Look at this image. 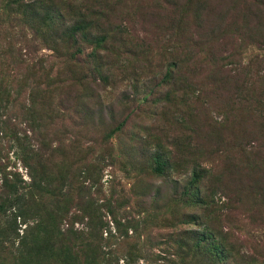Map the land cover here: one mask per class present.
<instances>
[{"label": "rangeland", "instance_id": "obj_1", "mask_svg": "<svg viewBox=\"0 0 264 264\" xmlns=\"http://www.w3.org/2000/svg\"><path fill=\"white\" fill-rule=\"evenodd\" d=\"M257 25L264 28V0H0V43L14 49L16 60L43 56L46 68L52 66L49 76L57 70L60 80L72 76L75 84L58 94L77 111L74 122L58 124L61 151L46 158L42 189L33 193L45 220L64 216V224L82 213L81 201L98 208L103 198L111 200L117 218L132 215L140 210L135 195L143 193L149 216L140 214L147 222L138 233L152 239L141 247L154 258L139 264H166L161 237L173 222L169 206L191 172L199 171L205 177L200 192L214 196L213 217L218 214L225 231L246 242L264 235V31L254 30ZM102 37L100 46L94 40ZM190 52L204 64L192 79L183 73L192 85L184 89L167 71ZM105 142L115 146L113 158L99 149ZM10 143L0 136L2 163H17L29 180L32 169L14 159ZM83 145H89L84 154ZM158 153L175 162L164 177L146 174ZM230 170L247 174L245 183H210L208 177ZM85 171L83 185L78 175ZM222 205L230 213L223 214ZM98 210L94 221L104 223L106 238L108 228L115 232L112 217ZM185 213L198 214L193 207ZM199 214L211 218L209 211ZM83 216L75 217V228H84ZM195 216L188 219L194 231L203 227Z\"/></svg>", "mask_w": 264, "mask_h": 264}, {"label": "trees", "instance_id": "obj_2", "mask_svg": "<svg viewBox=\"0 0 264 264\" xmlns=\"http://www.w3.org/2000/svg\"><path fill=\"white\" fill-rule=\"evenodd\" d=\"M87 28L81 31L84 32ZM71 30L72 28L67 32ZM254 30L263 32L264 28L257 25ZM180 34L178 30L176 37H180ZM187 37L184 35L182 41H186ZM94 41L101 46L105 38ZM195 48L192 45V51ZM55 49H58V46ZM52 53L56 57L55 52ZM194 53H199L198 49H195ZM187 56L188 59L184 61L176 59L167 71V78L170 81L175 80V84L182 83L184 89L192 85L188 84L183 73H190L192 79L198 76L196 74L201 72L204 64L195 61L192 52ZM51 57L53 58L52 54ZM183 63L188 65L186 68L189 71L183 70L180 73ZM47 65L43 56L16 60L14 49L9 44L0 43V136H6L12 141L10 148L14 159L23 168L32 169V172L27 173L29 180H24L16 168L17 163L13 166L4 165L0 157V264H139L141 259L154 258L152 251L143 252L146 248L141 247L147 242L150 245L152 239L148 241V235L142 238L138 233L139 228L145 227L147 222L145 219L140 221V214L149 216L148 210L142 208L143 199L146 198L143 193L135 195L138 201L135 206L140 210L120 218L115 216L111 200L101 198L103 203L100 207L104 208L106 216L111 215L115 230L112 234L108 228L106 238L103 237L107 230L104 223L94 221L100 214V207L94 208L93 202L86 204L81 201L82 213L73 215L74 217L64 224V216H55L56 219L46 218V221L43 210L38 212L39 208L43 209V205L36 204L33 193L42 189L44 161L61 151L58 124L65 119L74 122V113L77 112H73L68 105V97L63 100L58 95L62 88L72 87L73 77L70 76L64 83L59 79L60 73L57 70H52L49 76L52 66L47 69ZM52 65L57 67V62L54 60ZM67 68L72 74L74 65L68 63ZM16 70H20V74ZM65 110L71 112L67 111V115H64ZM88 146L83 145L79 153H86ZM99 149L105 151L107 159L113 158L111 151L115 146L112 143H102ZM163 156L159 153L152 156L147 175L164 177L170 169H176L175 162L168 161L169 158ZM84 174L78 175L82 178L83 185L88 179L86 171ZM246 176L247 174H244L242 177L237 170H230L226 176L208 178L215 188H221L222 182L230 185L245 183ZM204 179L203 173L192 171L183 190L177 191L175 198H172L169 208L173 222L168 234L161 237L167 256L162 260L166 264H264V235L246 242L225 231L218 214L213 217L211 205L214 203V196L200 192L199 185ZM85 188L88 192L91 189L88 186ZM70 193L71 196L74 195L72 188ZM126 203H129V200H124L122 205ZM150 203L155 207L157 197L151 199ZM127 207L125 210L132 208L128 204ZM191 207L196 209L198 214H193L203 225L202 228L197 227L196 231L190 230L188 226V219L193 214L185 213L186 208ZM203 210L211 214V218L206 221L199 214V211ZM220 211L223 214L230 213L224 205ZM80 215H85L81 219L87 221L84 228L77 229L74 227L75 217ZM175 217L178 218L174 220Z\"/></svg>", "mask_w": 264, "mask_h": 264}]
</instances>
